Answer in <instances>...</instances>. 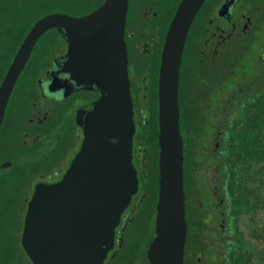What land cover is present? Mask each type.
Listing matches in <instances>:
<instances>
[{
  "label": "water",
  "instance_id": "obj_1",
  "mask_svg": "<svg viewBox=\"0 0 264 264\" xmlns=\"http://www.w3.org/2000/svg\"><path fill=\"white\" fill-rule=\"evenodd\" d=\"M203 0H178L166 25L156 79V199L148 264H182L187 223L177 103L180 58ZM127 0H102L81 14L47 12L29 26L0 80V122L12 86L40 34L61 32V70L98 91L78 113L82 137L57 181L37 182L26 201L20 245L30 264H102L114 227L137 190L134 123L123 38ZM113 141H116L113 143Z\"/></svg>",
  "mask_w": 264,
  "mask_h": 264
},
{
  "label": "flooded vegetation",
  "instance_id": "obj_2",
  "mask_svg": "<svg viewBox=\"0 0 264 264\" xmlns=\"http://www.w3.org/2000/svg\"><path fill=\"white\" fill-rule=\"evenodd\" d=\"M157 1L160 4L159 7L154 6L153 0H137L135 5L132 4L133 0H127L123 29L134 123L131 161L136 170L137 190L133 194L138 192L139 179L137 174H139L147 154L146 145H143L142 138L137 132L141 127L140 121L147 116L148 107H151L152 111L155 104L156 109V79L160 48L166 25L178 0ZM40 15L42 14L29 20L28 24L22 27L17 46L27 31H25V27L28 26L29 28ZM263 24L264 0H203L194 13L186 32L180 58L178 111L181 107L179 97L183 61L186 60L188 49L191 48L190 56L193 65L190 77L196 88L194 89L195 98L189 102L186 101L187 104L182 110L185 111L186 115L184 129L187 128L188 115H190L192 128H195L197 133L202 131L208 123L213 124L211 128L214 131L210 136L208 135L209 137L207 136L206 153L203 158L199 159L200 164H194L192 172L197 170L198 166L202 169L209 162H214L215 166L221 161L220 146L227 137V134H222V130L225 129L223 126L228 125L231 114L238 110L243 112L248 110L253 99L255 102L256 99L264 95V44L260 51L252 55L253 61L250 63V65L253 64L252 72L236 75L237 79L234 80V85L223 97L216 96L214 91L221 81L233 74L234 68L243 65L240 56L249 47L254 32ZM51 29L57 32L61 42L50 56L47 65L35 76L34 85L30 83L26 88L28 97L25 104L28 113L23 117L22 115L18 116L21 121L16 129L19 136L17 144L21 147V155H12L0 151V170L3 168L26 169L31 177L21 203L23 213L34 184L57 181L65 171L82 137L81 127L77 121L78 113L81 111L83 113L89 109L91 102L98 96V91L93 87L74 85L67 74L60 69L66 51V43L60 31L56 28ZM35 43L8 96L0 122V134L7 120L5 115L7 109L10 108V97L14 92V87L19 84V79L33 53ZM4 66L5 62L0 70V80L6 69L5 67L3 71ZM129 67L132 69L131 74ZM49 81L51 82L49 91L63 90L62 101L58 102L45 95L44 84ZM193 131L186 132L185 130L189 140L198 144V135ZM203 132H201L202 135H204ZM202 174L206 175V172L202 171ZM205 175L203 176L205 177ZM221 175V182H218L219 186L215 187L213 182H208L209 193L212 195L211 209L205 208L203 210L201 202H196L195 207H200L203 210L200 213L204 221L202 229L209 232L210 236L215 239V244L218 245L219 264H222L223 261L229 264L230 250L233 247H238L239 235L232 225L233 222L238 223V219L234 217L236 213H233L229 207L223 173ZM3 178L0 175V180ZM214 180L216 185L218 177ZM185 194L184 190V209ZM138 198L140 199L137 197L133 203L130 198V202L122 210L120 219L114 227L113 245L107 252L102 264H114L123 249L125 234L129 227L128 224L131 223L130 217L134 216L133 208L139 202ZM193 200L195 203L194 198ZM212 215L215 216L216 223H214ZM209 221H213V223L208 224ZM200 237V244L202 245L205 242V237L202 234ZM249 239L248 236L243 237V242ZM199 248L202 249L200 246L195 249V260L205 258ZM184 251L185 245L183 255ZM134 257L132 259H137L136 256ZM144 260L148 264L147 258ZM202 260L200 264H202Z\"/></svg>",
  "mask_w": 264,
  "mask_h": 264
},
{
  "label": "rangeland",
  "instance_id": "obj_3",
  "mask_svg": "<svg viewBox=\"0 0 264 264\" xmlns=\"http://www.w3.org/2000/svg\"><path fill=\"white\" fill-rule=\"evenodd\" d=\"M97 0H0V70L5 60L11 55L12 50L16 47L21 34L22 27L28 24V21L35 18L39 14L47 12H66L68 14H81L89 11ZM137 0H133L135 5ZM155 7L160 4L157 0H153ZM41 16V15H40ZM61 42L59 35L53 29H48L41 34L35 43L33 53L22 72L19 79V84L14 87V92L10 97V108L6 111V123L3 126L0 134V151L11 153L12 155H21V147L17 144L18 134L16 129L20 124L18 116H25L28 112L26 88L34 85L35 76L47 65L50 56L53 54L58 44ZM264 44V24L254 32V37L247 48L240 56L243 65L234 68L232 75L225 78L214 89L216 96L223 97L236 81V75L250 73L252 65V55L260 51ZM191 48L188 49L186 60L183 61V68L180 79V109L183 110L186 106V101L189 102L195 98L194 89L195 83L190 77L192 70ZM34 64L35 68H34ZM131 74L132 69L129 67ZM254 100V99H253ZM249 105L248 110L235 111L229 125H224L225 129L222 134H228V130L234 127L239 129L238 134L250 146L257 145L262 150V157L256 162H252L246 169V178L242 182L244 189L245 207L239 213L238 224L243 237L248 236L251 240L252 249H245L246 264H262L264 262V243L262 242V223L263 212L261 208L264 200V108L256 110L253 101ZM255 103V102H254ZM143 112V110H142ZM244 123L239 125L238 122ZM187 128L183 127V134L186 132L195 131L192 128L191 116L188 115ZM234 123V124H233ZM212 123L206 124L204 135L202 131L198 132V140L200 148L197 151V159L204 157L206 150L207 136L214 131ZM186 130V132H185ZM193 131V132H194ZM208 136V137H209ZM143 145H146L143 143ZM250 158L256 159L252 152ZM211 163V164H210ZM208 164V163H206ZM202 166V165H201ZM215 168V169H214ZM29 169V168H28ZM221 161L218 164L209 162V164L201 169L197 167L192 174V179L185 180V219L187 223V234L185 237V251L183 264H200L202 258L195 260V249L200 246L199 250L205 258L202 264H219L218 245L215 244V239L210 236L205 229L200 231L204 235L205 242L200 244L195 230H190V226L195 224L197 216L205 209H211L212 195L209 193L208 182H213L214 186H219L222 178ZM202 171L206 172L202 174ZM217 171L215 174L214 172ZM0 175L4 178L0 180V264H30V261L20 245V232L23 217V202L24 193L27 189L28 182L31 177L25 169H6L0 170ZM138 175L140 188V174ZM205 175V177L203 176ZM218 177L215 185V178ZM221 186V185H220ZM140 189L131 197L132 203L140 197ZM139 194V195H138ZM195 199V203L194 200ZM139 199V198H138ZM153 198H148L145 202H138L136 214L137 218L131 222V227L126 231L125 245L120 251L114 264H146L144 260L145 242L153 233ZM140 200V199H139ZM217 201V200H216ZM201 202L200 207H195V204ZM200 209V210H199ZM202 210V211H201ZM214 219V215L211 216ZM212 222H208V224ZM214 223H216L214 219ZM209 234V235H208ZM210 236V237H209ZM188 249V250H187ZM199 252V256H200ZM136 256L137 259H132ZM135 258V257H134ZM262 262V263H261ZM222 264H226L225 261Z\"/></svg>",
  "mask_w": 264,
  "mask_h": 264
},
{
  "label": "trees",
  "instance_id": "obj_4",
  "mask_svg": "<svg viewBox=\"0 0 264 264\" xmlns=\"http://www.w3.org/2000/svg\"><path fill=\"white\" fill-rule=\"evenodd\" d=\"M101 1L102 0H97L95 5L91 9L95 8ZM27 29L28 26L25 27V31ZM15 50L16 47L12 50L11 55L8 57V59L5 60V66L3 68V71ZM263 96L264 95H262V97H260L259 99L255 100L254 108L256 110H260L264 108ZM233 115L234 114H231L230 121L233 118ZM185 117H186L185 111H182L179 108V120H180L179 127L182 136V152H183L182 172H183L184 190H185V180L193 178L192 171L194 164L196 165L200 164L199 158L197 159L196 157L197 151L200 148V146L196 142L192 143L189 140L187 133L183 134V127H185ZM230 121L228 122V125L232 124L230 123ZM243 123H244L243 121H240L237 124L241 125ZM140 125L141 127L139 128L137 134H139L140 137L142 138V142L143 143L145 142L146 144L145 150L147 151V154H146V159L142 164L141 170L139 171L140 174V188H138V191L140 189L139 202L141 203L145 202L148 198L152 197L153 212H154L155 199H156V158H157L155 104L152 111H151V107H148L147 116L144 119L142 118V120L140 121ZM239 129L238 128L234 129V127L229 129L224 143L220 146V156H221L220 160L222 165V173L225 180L227 201L233 213H236L234 217H236L237 219L239 218V213L242 211V208L245 207V201L243 200L244 189L242 186V182L245 180L247 176L246 169L251 165L252 162H256L263 155L262 150L257 145L253 144V146H250L247 143V141H245L238 134ZM252 152L256 156V159H254V161L253 158L251 159L249 156L252 154ZM137 207L138 206L136 205L133 208L134 216L130 217L131 222L134 221L138 216L137 215L138 213L136 214ZM261 208L263 212L262 242L264 243V200L262 201ZM234 217L233 220H235ZM128 225H129L128 228H130L131 223H129ZM232 225L233 228L237 230L239 239H238V247L237 248L233 247V249L230 250L229 264H246L245 255L243 254V252L245 249H249V248L252 249L254 246L251 245L250 239L245 240L243 242V235L241 230H239V224L237 222H233ZM203 226H204V221L202 220L201 215L197 216L195 224L194 225L192 224L190 226V230H195L198 232L196 237L199 241L201 240L200 230L203 228ZM148 240L145 242V246L147 245ZM143 255H144V259H146V255L144 252ZM262 264H264V262Z\"/></svg>",
  "mask_w": 264,
  "mask_h": 264
},
{
  "label": "clouds",
  "instance_id": "obj_5",
  "mask_svg": "<svg viewBox=\"0 0 264 264\" xmlns=\"http://www.w3.org/2000/svg\"><path fill=\"white\" fill-rule=\"evenodd\" d=\"M50 81L49 82H45L44 84V92L45 95H47L50 99H55L58 102L62 101L63 99V90L62 89H58L56 91H49L50 88ZM116 141H113V143H115Z\"/></svg>",
  "mask_w": 264,
  "mask_h": 264
}]
</instances>
